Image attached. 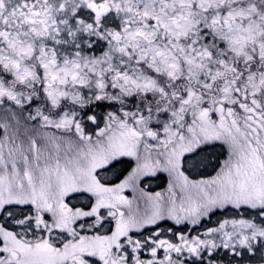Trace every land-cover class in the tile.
I'll return each instance as SVG.
<instances>
[{
	"label": "snow or ice",
	"instance_id": "obj_1",
	"mask_svg": "<svg viewBox=\"0 0 264 264\" xmlns=\"http://www.w3.org/2000/svg\"><path fill=\"white\" fill-rule=\"evenodd\" d=\"M0 264H264V0H0Z\"/></svg>",
	"mask_w": 264,
	"mask_h": 264
},
{
	"label": "flooded vegetation",
	"instance_id": "obj_2",
	"mask_svg": "<svg viewBox=\"0 0 264 264\" xmlns=\"http://www.w3.org/2000/svg\"><path fill=\"white\" fill-rule=\"evenodd\" d=\"M150 187H151V190L153 191H159L162 188L166 187V176L162 175L161 179L151 181Z\"/></svg>",
	"mask_w": 264,
	"mask_h": 264
}]
</instances>
